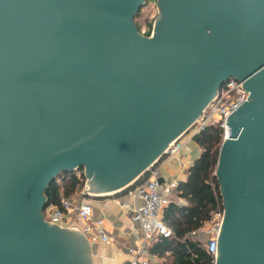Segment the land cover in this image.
<instances>
[{"label": "water", "instance_id": "95a60500", "mask_svg": "<svg viewBox=\"0 0 264 264\" xmlns=\"http://www.w3.org/2000/svg\"><path fill=\"white\" fill-rule=\"evenodd\" d=\"M157 1L146 37L144 0H0V264H91L44 220L48 183L84 164L89 194L125 190L229 77L250 101L219 150L216 264H264V0Z\"/></svg>", "mask_w": 264, "mask_h": 264}, {"label": "built area", "instance_id": "2783aa9c", "mask_svg": "<svg viewBox=\"0 0 264 264\" xmlns=\"http://www.w3.org/2000/svg\"><path fill=\"white\" fill-rule=\"evenodd\" d=\"M156 15L157 19L159 12ZM139 32L148 37L146 28H141ZM245 101H250V94L245 90L242 80L234 77L226 79L192 124L166 145L159 158L144 171L140 177L143 179L128 192L136 200L130 207V221L133 224L130 235L138 242L127 247V264L155 263L156 258L150 254L149 246L163 238L174 237L173 231L162 221V215L171 201L183 205V200L177 196L179 181L163 179L157 167L158 161L161 158L174 156L182 149L186 150L193 137L211 125L222 130V141L228 138L227 119ZM215 173L214 171L213 175L216 176ZM211 184L214 187L212 182ZM98 196L100 195L89 194L85 180L84 187L78 186L72 195L61 196L59 204L45 206L44 220L79 231L90 244L102 242L109 245L114 238L105 229L102 219L93 216L94 207L91 198ZM223 213V207H218L212 212L211 219L206 225L187 233L180 240L200 243L212 257V264H216L218 256V238L222 228ZM66 218H70L68 224L65 222ZM78 221L82 222L81 226L77 225Z\"/></svg>", "mask_w": 264, "mask_h": 264}, {"label": "trees", "instance_id": "16d2710c", "mask_svg": "<svg viewBox=\"0 0 264 264\" xmlns=\"http://www.w3.org/2000/svg\"><path fill=\"white\" fill-rule=\"evenodd\" d=\"M146 30L149 36L151 25ZM192 140L199 147L200 154L189 167L185 181L179 182L177 192V196L186 204L178 205L171 201L164 209L162 221L170 227L174 237L163 238L149 246L150 254L156 258L153 264H212V257L200 243L180 240L208 223L212 212L223 207L219 184L213 175L222 143V130L211 125L197 133ZM81 178L83 174L78 178L74 171L60 172L47 185L45 206L57 205L61 196L72 195L78 186L82 187ZM142 179L139 178L123 191L129 192Z\"/></svg>", "mask_w": 264, "mask_h": 264}, {"label": "crops", "instance_id": "0c3cea01", "mask_svg": "<svg viewBox=\"0 0 264 264\" xmlns=\"http://www.w3.org/2000/svg\"><path fill=\"white\" fill-rule=\"evenodd\" d=\"M199 154V147L192 146L190 142L186 150L182 149L174 156L163 158L157 164L161 177L177 179L179 182L185 181L189 167ZM135 201L133 196L125 191L91 198L94 207L93 216L102 219L105 229L114 238L109 245L102 242L90 244L91 264H127V247L138 242L130 235L133 227L130 221V207ZM182 203L185 205L186 201L183 200ZM65 222L68 224L70 218H66ZM77 225L81 226L82 222L78 221Z\"/></svg>", "mask_w": 264, "mask_h": 264}, {"label": "rangeland", "instance_id": "374dc122", "mask_svg": "<svg viewBox=\"0 0 264 264\" xmlns=\"http://www.w3.org/2000/svg\"><path fill=\"white\" fill-rule=\"evenodd\" d=\"M158 12L160 13L159 4H158L157 0H144V4L141 6L139 14L135 20V26H136L137 30L139 31L141 28H147L148 25H151V27H152L153 23L156 20V16H157L156 14ZM151 18H152V20H151ZM149 36H151V34ZM191 145L192 146L196 145V143L193 140H191ZM160 160H162V158ZM74 173H76V175L78 177H81L83 174V178H81V179H83L82 180V183H83L82 187H84L85 180H87L85 173H80L77 170L74 171Z\"/></svg>", "mask_w": 264, "mask_h": 264}, {"label": "flooded vegetation", "instance_id": "af4514ba", "mask_svg": "<svg viewBox=\"0 0 264 264\" xmlns=\"http://www.w3.org/2000/svg\"><path fill=\"white\" fill-rule=\"evenodd\" d=\"M81 171V172H85L86 171V166L84 164L79 165V167H77L75 170H71V171Z\"/></svg>", "mask_w": 264, "mask_h": 264}, {"label": "bare ground", "instance_id": "6f19581e", "mask_svg": "<svg viewBox=\"0 0 264 264\" xmlns=\"http://www.w3.org/2000/svg\"><path fill=\"white\" fill-rule=\"evenodd\" d=\"M166 147V146H165ZM105 194H113V193H105ZM105 194H98V195H105Z\"/></svg>", "mask_w": 264, "mask_h": 264}]
</instances>
